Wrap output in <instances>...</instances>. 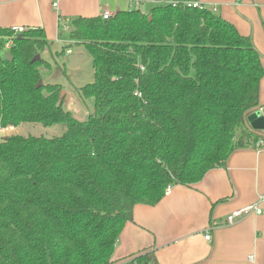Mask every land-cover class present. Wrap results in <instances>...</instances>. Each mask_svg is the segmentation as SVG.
<instances>
[{"label":"trees","instance_id":"1","mask_svg":"<svg viewBox=\"0 0 264 264\" xmlns=\"http://www.w3.org/2000/svg\"><path fill=\"white\" fill-rule=\"evenodd\" d=\"M191 3L160 0L62 25L92 59L93 81L77 88L93 100L85 121L64 109L60 84L36 88L40 67L50 68L31 63L49 49L44 32L0 31V52L11 41L12 57H0V130L66 128L0 139V264H113L136 205L198 183L260 140L245 120L262 106L261 55L231 23Z\"/></svg>","mask_w":264,"mask_h":264},{"label":"crops","instance_id":"2","mask_svg":"<svg viewBox=\"0 0 264 264\" xmlns=\"http://www.w3.org/2000/svg\"><path fill=\"white\" fill-rule=\"evenodd\" d=\"M138 1L0 0V31L41 29L49 43V54L52 46L60 43L61 25H68L71 19L101 17L104 12L115 15L135 8ZM193 2L250 38L261 55L264 71V0ZM147 8L143 5L139 9ZM63 29L69 34L68 28ZM259 102L264 106V74ZM259 139L254 147L234 152L225 167L207 172L198 183L173 185L154 206L136 205L131 221L119 234L113 264H131L144 254L153 264H264V204L260 215L249 214L226 224L227 216L255 204L264 193V138ZM207 234L210 242L204 239Z\"/></svg>","mask_w":264,"mask_h":264},{"label":"rangeland","instance_id":"3","mask_svg":"<svg viewBox=\"0 0 264 264\" xmlns=\"http://www.w3.org/2000/svg\"><path fill=\"white\" fill-rule=\"evenodd\" d=\"M59 39L60 43L53 45L49 54L46 51L41 54V59L45 60L50 67L49 69L44 66L40 67L41 81L44 84H60L65 95L64 109L76 120L85 121L89 115L94 113L93 100L80 98L77 88L93 81L92 59L83 46L72 44L70 50L72 52L82 51L84 58L77 69H69L67 56L65 54L56 55L61 52L63 46L68 47L70 44L68 32L63 29L62 25ZM0 57H4L3 53ZM65 130L64 125L45 127L40 124L25 123L17 128L0 130V139L9 136L51 138L62 135Z\"/></svg>","mask_w":264,"mask_h":264},{"label":"built area","instance_id":"4","mask_svg":"<svg viewBox=\"0 0 264 264\" xmlns=\"http://www.w3.org/2000/svg\"><path fill=\"white\" fill-rule=\"evenodd\" d=\"M160 0H140L137 2V5L135 8H140V6H143L145 4H156V3H159ZM189 5H192L193 7H198L199 4L196 3V2H193ZM54 8H56L57 5H53ZM112 15L108 12H104L102 13L101 15V18L103 20H108L109 18H111ZM25 29L23 28H16V29H13V32L16 33V34H19L21 32H23ZM11 46V41H9L6 46H5V49L8 50ZM72 52L70 50H67L65 51V55H68V54H71ZM253 113H256L258 115V117H261L264 121V106H261V107H258L257 109L254 110ZM264 132V131H263ZM170 190V189H169ZM168 190V191H169ZM264 204V193L260 194L258 196V199L256 201L255 204L247 207V208H244V209H241L239 211H235L233 213H231L229 216H227L226 218V224L227 225H232L234 224L239 218H242V217H245L246 215H249V214H255V215H260L262 213V209L260 208V206ZM204 239L206 241H209L211 240L210 236L207 234L205 235Z\"/></svg>","mask_w":264,"mask_h":264},{"label":"water","instance_id":"5","mask_svg":"<svg viewBox=\"0 0 264 264\" xmlns=\"http://www.w3.org/2000/svg\"><path fill=\"white\" fill-rule=\"evenodd\" d=\"M66 56H67L68 68L69 69H75L79 66V63L83 59L84 55L81 53H71V54H68ZM40 59H41L40 56L37 55L36 57H34L31 60V63L39 61ZM5 60L6 61L12 60L11 54L9 52L6 53ZM41 86H42V81L40 80L37 83L36 88H39ZM245 127L249 132H251L255 136H257L259 138H264V133H262L264 131V121L261 117H258V115L256 113H251V115H249L246 118Z\"/></svg>","mask_w":264,"mask_h":264}]
</instances>
